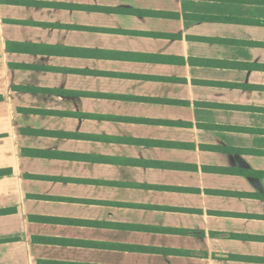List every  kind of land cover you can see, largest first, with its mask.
I'll return each instance as SVG.
<instances>
[{
    "label": "crops",
    "instance_id": "0c3cea01",
    "mask_svg": "<svg viewBox=\"0 0 264 264\" xmlns=\"http://www.w3.org/2000/svg\"><path fill=\"white\" fill-rule=\"evenodd\" d=\"M0 264H264V0H0Z\"/></svg>",
    "mask_w": 264,
    "mask_h": 264
}]
</instances>
